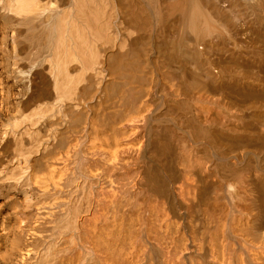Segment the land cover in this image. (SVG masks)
<instances>
[{
	"label": "bare ground",
	"instance_id": "6f19581e",
	"mask_svg": "<svg viewBox=\"0 0 264 264\" xmlns=\"http://www.w3.org/2000/svg\"><path fill=\"white\" fill-rule=\"evenodd\" d=\"M1 85L0 264H264V0H0Z\"/></svg>",
	"mask_w": 264,
	"mask_h": 264
},
{
	"label": "rangeland",
	"instance_id": "374dc122",
	"mask_svg": "<svg viewBox=\"0 0 264 264\" xmlns=\"http://www.w3.org/2000/svg\"><path fill=\"white\" fill-rule=\"evenodd\" d=\"M2 89H3V85L0 86V92H2V93H0V96L3 94V91H4V89L3 90ZM0 101H1L0 106L2 107V109H4L3 106H5V103L3 102V100L1 98H0Z\"/></svg>",
	"mask_w": 264,
	"mask_h": 264
}]
</instances>
